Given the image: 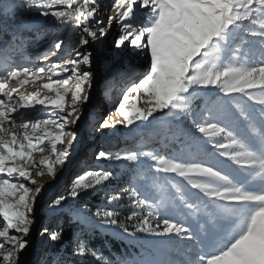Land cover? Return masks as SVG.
Wrapping results in <instances>:
<instances>
[{
    "label": "snow or ice",
    "instance_id": "1",
    "mask_svg": "<svg viewBox=\"0 0 264 264\" xmlns=\"http://www.w3.org/2000/svg\"><path fill=\"white\" fill-rule=\"evenodd\" d=\"M101 10L111 14L101 18ZM41 17L73 25L76 35L72 51L47 68L24 55L36 36L48 35ZM114 23L115 47L137 51L148 66L115 102L122 119L110 115L99 128L119 123L140 131L122 153H96L97 160L128 162L127 186L107 198L112 207L65 208L81 190L113 179L104 168L83 171L67 196L52 200L76 229L74 255L103 264H264V0H112L106 7L97 0H0V262L17 264L29 246L45 187L35 177L56 178L89 99L93 73L85 69L93 54L83 49ZM65 43L57 37L40 59L48 61ZM29 83L35 91L21 92ZM142 98L146 107L138 106ZM197 100L202 104L194 107ZM35 105L51 116L19 124L12 117ZM46 148L49 155L36 161L33 154ZM212 157L235 167H218ZM125 195L133 211L122 222L115 208ZM105 227L139 250L116 261L100 257L84 237ZM41 234L62 239V230ZM46 255L42 264H68L54 249Z\"/></svg>",
    "mask_w": 264,
    "mask_h": 264
},
{
    "label": "rangeland",
    "instance_id": "2",
    "mask_svg": "<svg viewBox=\"0 0 264 264\" xmlns=\"http://www.w3.org/2000/svg\"><path fill=\"white\" fill-rule=\"evenodd\" d=\"M97 2L106 7L112 0H97ZM110 14V12L101 10L99 15L103 18ZM40 20L48 35L36 36L35 42L31 43L26 48L24 55L33 62L35 67L47 68L49 63L58 62L59 59L65 58L67 53L72 51L69 44L75 43L76 35L74 33V26L71 24L66 26L61 25L52 17H41ZM119 29L120 26L114 23L106 37L101 38L99 42L90 43L89 46L83 49L93 54L91 67H86L85 69L93 73L92 87L88 90L89 99L82 104L80 119L72 126L73 130L77 133L76 140L73 142L65 162L62 165H56V178L53 180L47 173L43 176L35 177L37 184H44L45 187L35 205L33 213L34 223L31 226V232L28 236L29 246L25 251L18 254L19 259L17 264H42V261L48 259L46 254L53 249L58 252L62 259H66L68 264H74L73 259L76 257H85L74 255L75 227L70 240L66 242H50L46 234H41L44 228L58 231L63 227L66 221L72 223V221L67 218L64 210L53 208L51 202L58 195L67 196L72 181L77 175L85 170H95L97 168H104L114 172V177L111 181L105 182L103 185L96 186L95 188L87 189L90 191L87 195L88 197H85L83 194L86 190H81L78 198H69L65 208H80L87 204L88 209L91 212H95L98 207H112L107 205L108 196L114 194V192L120 188L127 186V180L130 175L128 162L103 161L95 158L96 153L100 149L113 153H122L124 150L133 147V143L126 144V142L133 140V136L136 134V130L130 132L128 128L122 125L120 126V132L116 135H114V132H111L115 130V128H99V124L108 117V112L114 109L115 102L118 100L122 89L138 79L148 66V59L143 55H139L137 51L131 48L122 47L117 49L115 47L114 41L117 38ZM57 37L65 39L66 43L63 49L57 51L56 55H50L48 61L40 59L53 50L52 45ZM16 62L21 63L22 61L17 58ZM47 75L48 73L45 72L44 78L37 81V85L44 83ZM16 86L15 83L10 85V87ZM35 89L36 86L29 83L23 86L20 91L25 94H30L34 92ZM145 99L146 98H142L138 106L146 107L144 102ZM200 104H202V101L197 100L194 102V107ZM50 116L51 112L45 110L41 105H35L34 108L30 109H21L18 113L12 114V117L18 124L24 122L26 119L33 121L36 119L43 120L48 119ZM145 131H147V129H145ZM100 135L106 138L98 139ZM151 147H158V145H152ZM175 149L179 150L180 145L176 144ZM33 155L34 159L39 161L48 156L49 152L46 148L43 153L35 152ZM210 162L216 163L217 166L221 168L235 167L231 161H228L224 157H212ZM32 171L35 173L39 171V169H33ZM169 178H174L176 181L186 184V181H183L180 177H175L174 174ZM192 191L194 193L199 192L197 189H192ZM115 210L118 212V218L122 222L131 214L133 208L126 195L120 202V206L115 208ZM136 211L139 212L140 210L136 209ZM144 211L146 212L147 209H144ZM118 231L119 230H114V227L98 228L84 237V239L86 244L93 248L91 245L92 238H100L103 235H109L112 238L123 241L129 247L130 253H136L139 250L138 247L130 243L126 237L122 238L121 235L118 234ZM95 250H97L99 256L102 257V251L99 248ZM123 257L125 256L118 257L116 260ZM101 262L103 263V260H101ZM0 264H2V262H0Z\"/></svg>",
    "mask_w": 264,
    "mask_h": 264
},
{
    "label": "trees",
    "instance_id": "3",
    "mask_svg": "<svg viewBox=\"0 0 264 264\" xmlns=\"http://www.w3.org/2000/svg\"><path fill=\"white\" fill-rule=\"evenodd\" d=\"M89 193L90 191L86 190L83 194L85 197H88L87 195ZM73 229V223L66 221V223L63 224V227L59 229L62 230V239L60 241H69ZM91 241L93 248H99L102 251V257L111 261H115L118 257L126 256L130 253L129 247L123 241L112 238L109 235H103L100 238H92ZM73 261L74 264H103L101 260H98L91 255H86L82 258L76 257Z\"/></svg>",
    "mask_w": 264,
    "mask_h": 264
},
{
    "label": "bare ground",
    "instance_id": "4",
    "mask_svg": "<svg viewBox=\"0 0 264 264\" xmlns=\"http://www.w3.org/2000/svg\"><path fill=\"white\" fill-rule=\"evenodd\" d=\"M129 86V85H128ZM112 116V118L115 120V121H119L120 119H122V117H120L118 114H115L114 112H113V110L111 111V112H108V117L109 116ZM119 126V127H118ZM120 124L119 123H117L116 124V127H114L115 128V130H112L111 132H114V135H116V134H118V132H120ZM140 130L139 129H137L136 130V133L137 132H139ZM104 138H106L105 136H103V135H100L99 137H98V139H104ZM129 143H134V141L133 140H131V141H129V142H126V144H129ZM100 150H102V149H100ZM99 150V151H100Z\"/></svg>",
    "mask_w": 264,
    "mask_h": 264
}]
</instances>
